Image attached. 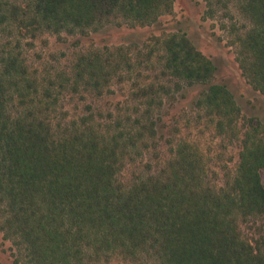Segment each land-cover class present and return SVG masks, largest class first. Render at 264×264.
<instances>
[{
	"label": "trees",
	"instance_id": "trees-1",
	"mask_svg": "<svg viewBox=\"0 0 264 264\" xmlns=\"http://www.w3.org/2000/svg\"><path fill=\"white\" fill-rule=\"evenodd\" d=\"M174 2L0 0V232L15 264H264V229L252 238L244 231L264 220L263 122L248 120L239 161L219 187L194 143L181 141L164 160L149 157L161 137L153 85L135 94L146 106L137 116L105 118L100 109L62 116L68 95L102 97L114 75L129 74L130 52L87 51L69 69L42 76L22 58L24 39L88 36L111 23L149 26ZM237 2L250 26L231 45L242 75L264 96V0ZM158 44L175 91L205 87L197 106L218 135L237 138L242 110L216 83V64L185 34Z\"/></svg>",
	"mask_w": 264,
	"mask_h": 264
},
{
	"label": "rangeland",
	"instance_id": "rangeland-1",
	"mask_svg": "<svg viewBox=\"0 0 264 264\" xmlns=\"http://www.w3.org/2000/svg\"><path fill=\"white\" fill-rule=\"evenodd\" d=\"M249 26L248 20L239 13L237 0H175L173 10L149 26L111 23L88 36L45 34L33 44L24 39L21 51L30 72L37 76H42L45 70L50 73L67 70L78 55L87 51H110L113 54L122 48L130 52L128 56L132 59L133 70L129 74L114 75L102 97L88 92L68 95L63 99L62 116L95 115L98 109L101 111L98 114L105 118L110 114L137 116L135 108L145 111L146 106L142 105L144 99L135 94L139 88L153 85L154 89L160 90L161 96L158 100L160 106H156L153 112L154 116L161 118V137L155 142L156 148H151L149 157L153 160L158 155L164 160L181 141L194 143L205 153L211 171L215 172L210 178L220 187L224 184L225 173L234 169L239 161L240 140L248 120L258 119L264 123V96L255 91L242 75L236 49L231 45L235 36ZM171 34L187 35L196 48L218 67L216 83L228 86L242 110L237 125L240 139L218 135L213 118L197 106L205 87L183 84L180 90L175 91L174 79L163 75V67L158 62L163 51L158 40ZM150 52L154 54L149 57ZM116 108L125 110L115 111ZM124 175L128 179L129 173ZM261 178L264 184V170ZM260 228L264 229V220L245 227L244 231L252 238ZM12 252L11 243L0 232V264H15Z\"/></svg>",
	"mask_w": 264,
	"mask_h": 264
}]
</instances>
